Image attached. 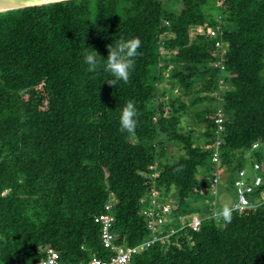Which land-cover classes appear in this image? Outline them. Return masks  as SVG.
Segmentation results:
<instances>
[{
  "label": "trees",
  "instance_id": "1",
  "mask_svg": "<svg viewBox=\"0 0 264 264\" xmlns=\"http://www.w3.org/2000/svg\"><path fill=\"white\" fill-rule=\"evenodd\" d=\"M177 3L180 11L163 0H65L0 12V264H38L47 246L61 264L104 258L95 216L111 198L118 243L145 244L153 234L142 199L154 181L166 197L175 190L174 220L162 229L176 232L144 246L131 264H264V184L247 193L255 206L228 222L212 216L236 201L240 170L264 168V0ZM209 27L222 32L224 51ZM133 36L141 55L129 81L112 85L102 71L107 46ZM90 47L103 56L99 70L83 62ZM162 48L175 63L173 88L190 104L166 100L157 86L168 68ZM129 100L138 111L132 134L119 127ZM191 113L198 130H185ZM171 144L184 152L168 155ZM225 171L235 200L214 210L197 204L210 201L205 190ZM191 212L208 215L198 230L179 229Z\"/></svg>",
  "mask_w": 264,
  "mask_h": 264
},
{
  "label": "built area",
  "instance_id": "2",
  "mask_svg": "<svg viewBox=\"0 0 264 264\" xmlns=\"http://www.w3.org/2000/svg\"><path fill=\"white\" fill-rule=\"evenodd\" d=\"M208 34L216 39V46L221 48L222 51L225 50L224 43L220 39L221 31L216 27H209ZM215 121L218 125L217 132L222 134L224 131V111L223 108L218 105ZM222 142L221 137L217 140L216 146ZM258 144L254 145V148ZM213 160L219 162V153L218 151L213 152ZM218 172H215V177L213 178L214 186L212 188L206 189V194L215 195L217 190V183L219 182ZM159 175V171H154L151 174V177L156 179ZM264 184V168L260 162H254L251 167V173L248 175V170L243 168L238 172V177L235 181L236 201L230 205L226 206L230 210V214L237 210L243 211L246 208L255 206L252 201L247 198V193L252 192L256 187ZM171 199H167L163 195L161 189L154 183L148 189L147 194L142 199V214L146 217L148 228L151 230L153 237L152 239L145 242L143 245L128 246L118 243V235L113 230L115 224V216L113 214L114 202L111 198L108 203H106V212H102L95 216V221L101 226V240L105 249L109 252L102 258L94 256L90 261L80 264H131L132 256L138 253L144 246H149L153 241L162 240L169 237L172 233L176 232L175 228H172L170 233L164 234L165 225L173 222L174 217L171 214L173 209L177 208V204L173 205L170 202ZM261 200L264 201V190L261 192ZM214 207V206H213ZM214 210V209H213ZM217 213L214 211L212 216H215ZM204 216H201L199 213H193L191 217L186 216L184 222L180 225L183 227H190L193 230H198L204 220ZM159 232V235L157 234ZM45 256L38 264H61L60 258L61 255L58 250L47 246L45 249Z\"/></svg>",
  "mask_w": 264,
  "mask_h": 264
},
{
  "label": "clouds",
  "instance_id": "3",
  "mask_svg": "<svg viewBox=\"0 0 264 264\" xmlns=\"http://www.w3.org/2000/svg\"><path fill=\"white\" fill-rule=\"evenodd\" d=\"M142 41L138 36L115 38L113 43L108 47L107 58L101 56L97 51L90 47L91 51L83 53V62L89 67L90 71L101 68V57L106 63L103 64L102 71L108 74L109 78L105 79L108 83L117 86V82L127 83L131 73L134 70L135 62L141 55L140 49ZM104 80V81H105ZM103 81V82H104ZM138 126V111L134 101H127L119 112V127L123 132L132 134ZM211 195V194H208ZM217 217H222L225 222L230 221V210L225 207Z\"/></svg>",
  "mask_w": 264,
  "mask_h": 264
},
{
  "label": "rangeland",
  "instance_id": "4",
  "mask_svg": "<svg viewBox=\"0 0 264 264\" xmlns=\"http://www.w3.org/2000/svg\"><path fill=\"white\" fill-rule=\"evenodd\" d=\"M165 2V4L167 6L170 7V4L172 5V9L174 10H177V11H180L181 10V7H180V4L177 3V0H163ZM174 1V2H173ZM193 33H198L200 32L198 28H194L191 30ZM162 53L164 54L165 58H167L166 62L168 63V68L165 70V73H164V78L163 80L161 81H158L156 84L157 86L160 88L161 91H167V96H166V100L167 97L169 98V96H181V98L187 103V104H190L191 103V97L190 95L188 94H183L181 92V89L179 86H175V88H173V85L171 83V80H170V71L175 68V63L170 61V55H171V52L170 51H165V49L162 48ZM163 62H161L162 64ZM165 63V61H164ZM159 98V97H158ZM158 98H155L153 101H155L156 103V100ZM159 100V99H158ZM160 100H163V97H160ZM201 105V104H200ZM200 105L198 106H195V107H191L190 108V111H194L196 109H199L200 108ZM202 106V105H201ZM183 125H185V130H189V129H196L198 130L200 127L202 126H198L196 124V120H195V116L194 114H186L184 117H183ZM198 134V133H197ZM184 150L180 147V146H177L176 144H171L169 149H168V152L167 154L168 155H173V157H178L180 155V153H183ZM228 171H225L224 175L222 176L219 184L217 185V190H216V193L215 195H210L211 197H209V200L210 201H206L204 197H202V199L198 200L197 204H208L210 205L208 207V209H214L213 206H215V204L217 203L218 204V208L220 209L221 207H224L226 205H229L230 203H232L234 200H235V192L233 193L232 191L230 192V190H233L234 188H232V186H230L229 182H228V177L226 176V173ZM198 179L200 180V182H203L205 180V176L204 174L199 173L198 174ZM175 190L173 189L171 192H170V195L166 194L167 195V199H171L170 202L175 205L177 204V200L173 197H171V193H173ZM210 194V193H209ZM163 195H165L163 193ZM193 204V203H191ZM195 204V203H194ZM192 208V207H191ZM196 213V212H194ZM193 214V212L191 213H186L184 216H183V219L182 221L184 220L185 216H188V217H191ZM202 214L201 216H207L208 214L207 213H200ZM182 221L180 223H178L177 225H180L182 223ZM166 239V238H165ZM164 239V240H165Z\"/></svg>",
  "mask_w": 264,
  "mask_h": 264
},
{
  "label": "water",
  "instance_id": "5",
  "mask_svg": "<svg viewBox=\"0 0 264 264\" xmlns=\"http://www.w3.org/2000/svg\"><path fill=\"white\" fill-rule=\"evenodd\" d=\"M61 1L65 0H0V12Z\"/></svg>",
  "mask_w": 264,
  "mask_h": 264
}]
</instances>
